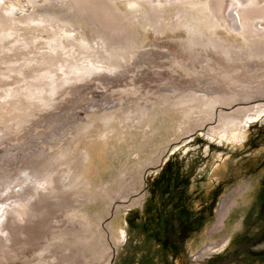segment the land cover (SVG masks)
Here are the masks:
<instances>
[{
	"label": "bare ground",
	"instance_id": "1",
	"mask_svg": "<svg viewBox=\"0 0 264 264\" xmlns=\"http://www.w3.org/2000/svg\"><path fill=\"white\" fill-rule=\"evenodd\" d=\"M149 32L176 39L170 47H179L190 60L194 53L220 65L239 66L241 72L233 75L225 67L217 72L212 65L197 69L193 60L188 64L187 74L196 85L221 80L230 92L214 86L180 91L174 86L141 100L121 98L101 107L104 111L96 118L76 119L58 150L25 155L19 168L23 176L2 190L3 196L10 191L18 196L7 205L5 197L0 199V257L22 244H38L35 253L47 250L34 264H61L62 259V264H86L108 257V236L113 244L123 236L114 222L120 206L129 195L128 206L139 203L141 168L154 163L147 158H153L162 143L160 127L171 113L185 111L183 123L188 125L209 117L216 105L237 100L241 92L264 87V0H0V127L7 122L14 132L43 112L60 111L77 82L99 73L123 76L137 63L154 68L161 52L144 49ZM136 98L134 104L129 102ZM232 108L220 111L232 115L226 126L235 116L254 110L228 113ZM83 139L85 145L100 140L104 152L119 147L117 140L125 141L120 166L113 165L105 179L88 177L91 155L88 146L81 145ZM136 143L140 148L131 151ZM230 207L226 197L220 216ZM59 211L63 219L56 215ZM109 217L106 236L102 220ZM49 218L57 224L48 223Z\"/></svg>",
	"mask_w": 264,
	"mask_h": 264
},
{
	"label": "rangeland",
	"instance_id": "2",
	"mask_svg": "<svg viewBox=\"0 0 264 264\" xmlns=\"http://www.w3.org/2000/svg\"><path fill=\"white\" fill-rule=\"evenodd\" d=\"M147 35L144 49L161 52L157 65L153 66L155 69L145 63L139 67L137 63L131 66L132 72L123 76L93 75L75 84V94L72 92L63 99L65 103L60 111L43 112L18 132L7 122L0 127V199L6 198L5 205L17 199L18 193L10 191L3 196L2 190L6 192L10 183L23 176V172H19L24 166L21 159L30 152L47 154L58 150L77 120L96 118L103 113L104 106L121 98L141 100L174 86L180 91L188 87L206 90L214 86L219 92H230L221 80L209 79L207 83L196 85L187 74L192 60L197 69L212 65L217 72L221 67L233 75L241 72L239 66L220 65L194 53L190 60L179 47L171 48L176 39L152 32ZM176 93L178 91L164 94ZM259 98L264 99V87L241 92L237 100L228 105H216L209 117L195 118L188 125L183 123L185 111L171 113L168 123L160 127L162 143L153 158H147L154 163L141 168L142 183L137 189L141 191L139 203L128 206L132 196H127L130 200L121 204L114 221L123 236L115 244L108 236L109 256L105 254L86 264H105L107 258L110 264H264V100L247 104ZM135 100L137 98L129 102L134 104ZM232 105L228 113L248 107L254 110L235 116L234 123L226 126L227 118L232 115L228 117L220 111ZM259 106L263 108L259 110ZM86 141L83 139L81 143L88 146L91 155L86 175L96 180L107 178L114 171L113 165L120 166L126 142L117 140L118 149L112 147L104 152L100 140H88L85 145ZM135 148L139 149V144L131 146L130 150ZM226 197H230L231 207L220 216L219 206ZM56 215L59 219L65 217L60 211ZM111 220L112 217L102 220L106 236ZM48 223L56 225L57 220L49 218ZM22 245L15 247L7 257L2 255L0 263L34 264L33 259H39L47 251L39 249L35 253L38 244Z\"/></svg>",
	"mask_w": 264,
	"mask_h": 264
},
{
	"label": "snow or ice",
	"instance_id": "3",
	"mask_svg": "<svg viewBox=\"0 0 264 264\" xmlns=\"http://www.w3.org/2000/svg\"><path fill=\"white\" fill-rule=\"evenodd\" d=\"M123 235V234H122Z\"/></svg>",
	"mask_w": 264,
	"mask_h": 264
}]
</instances>
